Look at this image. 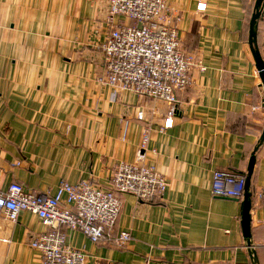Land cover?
I'll return each instance as SVG.
<instances>
[{
	"label": "crops",
	"instance_id": "0c3cea01",
	"mask_svg": "<svg viewBox=\"0 0 264 264\" xmlns=\"http://www.w3.org/2000/svg\"><path fill=\"white\" fill-rule=\"evenodd\" d=\"M168 2L182 50L201 67L177 92L174 124L163 129L166 101L99 81L107 72L100 44L113 27L104 3L0 0V191L18 182L55 193L62 181L110 189L115 166L138 160L148 129L143 162L165 175L164 196L119 195L110 236L130 231L124 247L61 226L67 243L88 264H264V142L251 180L255 254L243 234V198L211 192L216 170L247 174L264 130V87L249 44L256 0ZM258 45L264 59V7ZM49 230L30 211L16 222L0 218V264H41L30 242Z\"/></svg>",
	"mask_w": 264,
	"mask_h": 264
},
{
	"label": "built area",
	"instance_id": "2783aa9c",
	"mask_svg": "<svg viewBox=\"0 0 264 264\" xmlns=\"http://www.w3.org/2000/svg\"><path fill=\"white\" fill-rule=\"evenodd\" d=\"M93 1L104 3L106 20L113 25L100 44L107 64L100 83L166 101L169 111L162 128L172 127L177 92L190 85L191 70L201 67L194 55L181 48L180 18L168 0ZM205 9L206 3L200 2L198 10ZM116 18L130 22L116 25ZM139 117L143 118V113ZM149 139L147 129L138 160L120 161L115 166L112 188L102 189L88 181L78 184L62 181L55 193H34L13 182L7 190L0 191V218L16 222L22 211H30L52 228L30 242L41 253V264H88L87 253L67 243L66 234L59 229L61 226L83 232L94 243L126 246L132 239L130 231L110 236L121 212L119 195L132 194L140 201L153 202L162 198L168 187L165 175L143 162ZM245 183V173L216 170L211 192L214 196L242 199Z\"/></svg>",
	"mask_w": 264,
	"mask_h": 264
},
{
	"label": "water",
	"instance_id": "95a60500",
	"mask_svg": "<svg viewBox=\"0 0 264 264\" xmlns=\"http://www.w3.org/2000/svg\"><path fill=\"white\" fill-rule=\"evenodd\" d=\"M263 7H264V0H256L255 6H254V12L252 14L251 20H250V29H249V44L251 51L253 53V56L255 58L256 67L259 71V75L262 80V85L264 87V59L261 54V51L259 49L258 45V23L263 13ZM264 142V130L261 134L259 145L255 147L253 153L251 154L248 168H247V174H246V183H245V191H244V197L242 200V212H241V224L243 229L244 237L247 241V245L251 252L254 254L255 248L253 247L252 242V198H253V192L251 190V180L254 172V168L257 161V155L256 152L259 148V146ZM255 263H257L256 257H254Z\"/></svg>",
	"mask_w": 264,
	"mask_h": 264
}]
</instances>
